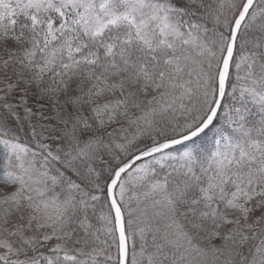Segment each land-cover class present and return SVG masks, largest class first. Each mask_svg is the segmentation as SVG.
Instances as JSON below:
<instances>
[{"label": "snow or ice", "instance_id": "1", "mask_svg": "<svg viewBox=\"0 0 264 264\" xmlns=\"http://www.w3.org/2000/svg\"><path fill=\"white\" fill-rule=\"evenodd\" d=\"M0 264H264V0H0Z\"/></svg>", "mask_w": 264, "mask_h": 264}]
</instances>
